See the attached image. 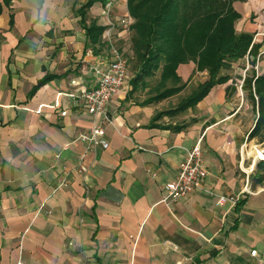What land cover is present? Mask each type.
<instances>
[{
  "label": "crops",
  "instance_id": "1",
  "mask_svg": "<svg viewBox=\"0 0 264 264\" xmlns=\"http://www.w3.org/2000/svg\"><path fill=\"white\" fill-rule=\"evenodd\" d=\"M254 1L234 4L238 33L262 32ZM90 2L85 25L104 28L95 47L80 15ZM110 3L112 18L130 15L128 0H0V264H264L258 160L249 175L256 193L228 217L229 205L218 204L222 196L241 197L248 182L241 148L257 117L241 81L232 78L194 109L155 121L207 73L195 62L180 65L187 90L143 105L161 75L135 85V70L109 102L108 122L85 109L82 92L97 85L96 70L111 57L103 14ZM130 35L116 37L126 57ZM98 125L108 149L78 140ZM200 140L202 188L163 203L186 150ZM252 150L245 168L256 158Z\"/></svg>",
  "mask_w": 264,
  "mask_h": 264
},
{
  "label": "trees",
  "instance_id": "2",
  "mask_svg": "<svg viewBox=\"0 0 264 264\" xmlns=\"http://www.w3.org/2000/svg\"><path fill=\"white\" fill-rule=\"evenodd\" d=\"M248 0H128V10L134 23L130 29V44L134 54L136 85L160 71V79L152 96L143 105L170 99L187 90L188 84L178 76L180 65L195 62L197 72H206L207 80L181 99L179 105L169 112L159 113L155 121L164 115L174 116L194 109L209 92L218 85L228 83L232 77L226 71L248 56L251 70L247 71L243 90L247 92L255 113L259 117L249 134V140L264 143V74L258 75L256 59L264 44L254 43L256 34L238 33L236 23L241 15L235 10V3ZM88 3L80 10L87 38L91 45L98 46L104 28L92 23L85 25ZM253 58V59H252ZM263 55L260 58V66ZM252 59V60H251ZM186 126L175 127L181 130ZM263 172L264 163L257 165ZM264 184V176L258 180ZM243 204L241 201L236 208Z\"/></svg>",
  "mask_w": 264,
  "mask_h": 264
},
{
  "label": "built area",
  "instance_id": "3",
  "mask_svg": "<svg viewBox=\"0 0 264 264\" xmlns=\"http://www.w3.org/2000/svg\"><path fill=\"white\" fill-rule=\"evenodd\" d=\"M113 3L107 5V8L103 12L104 16L107 17L108 23L106 26V36L105 40L110 48V61L107 67H101L96 70L97 74V85L90 90H84L82 92V98L84 102V107L88 114L92 117H100L109 121L108 118V105L109 102L119 93L120 89L123 87L125 82L130 76L129 59L125 56L124 52L118 47L116 43V37L119 33H130V29L134 23V19L129 16H114L112 18L111 7ZM261 33V32H260ZM257 33L254 38V43L257 37L261 36ZM264 51L260 52L256 59V71L258 75L260 67V58ZM246 61L249 64L250 58L247 56ZM249 70V65L244 71V78L240 82L239 90L241 94L243 93V82L246 77V73ZM67 112H63L62 116H66ZM256 117H259L258 112ZM106 137V130L104 126L98 125L94 126L90 131L80 134L78 140L81 142L89 143L90 147H101L103 149H108L109 144ZM249 136L241 148V160L240 169L246 173L247 185L241 195V197H225L222 196L218 200L220 206L229 205V209L226 211L225 215L228 217L229 214L234 211L242 198L254 195V192L249 186V175L253 173L255 162L258 160L259 163H264V150L253 146L256 153V158L253 160V164L250 168H245L244 158L246 156L247 150L250 148ZM202 140H200L192 149L186 150V156L183 162L180 164L179 172L177 178L166 185L165 195L162 200L163 203L172 204L194 194L196 191L200 190L204 184V180L207 176V170L204 166L203 161V150L201 146ZM140 150L147 151V149L140 147ZM66 182L61 184V187H66ZM256 251L251 253L252 256H257ZM25 264V263H20Z\"/></svg>",
  "mask_w": 264,
  "mask_h": 264
},
{
  "label": "rangeland",
  "instance_id": "4",
  "mask_svg": "<svg viewBox=\"0 0 264 264\" xmlns=\"http://www.w3.org/2000/svg\"><path fill=\"white\" fill-rule=\"evenodd\" d=\"M253 4L255 5L253 7L254 12L257 15L258 21L260 22V25L259 26H260V30L262 31L261 33H263L264 32V0H257V2L254 1ZM127 57H128V59H130L129 60L130 71L133 73V72H135V62H134V59H133L134 54L133 53H128V56ZM262 60L264 61V58H262ZM248 65H249V70H251L252 69V66H251L250 62L248 64L246 60H243L242 62H239V64L235 65L231 70L226 71L227 74H229L232 78H234L233 83L236 82L235 80H239V81H242L243 80V78H244V71L247 69V66ZM263 68H264V65H262V67L261 66L259 67L260 73L262 72ZM204 78L205 77H202L200 81H203ZM200 81L198 80L197 83L199 84ZM192 86L194 87V85H192ZM243 93H245L244 95H246V96L248 94L244 90H243ZM173 102L179 103V99H177V101H174L173 100ZM248 103H249V106H250V108L252 110L253 107H252L251 103L250 102H248ZM250 143H251L250 145L252 147L253 146H257V148H259L261 150H264V143H260L257 140H252V141H250ZM252 151H254V149ZM253 156H256V153L255 152H254Z\"/></svg>",
  "mask_w": 264,
  "mask_h": 264
}]
</instances>
